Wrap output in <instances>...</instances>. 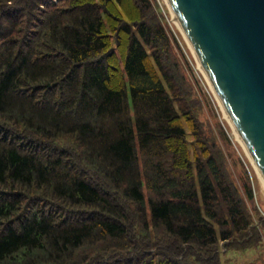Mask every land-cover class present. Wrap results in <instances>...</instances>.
<instances>
[{
    "label": "trees",
    "instance_id": "trees-1",
    "mask_svg": "<svg viewBox=\"0 0 264 264\" xmlns=\"http://www.w3.org/2000/svg\"><path fill=\"white\" fill-rule=\"evenodd\" d=\"M168 17L156 0H0V264H233L261 244Z\"/></svg>",
    "mask_w": 264,
    "mask_h": 264
},
{
    "label": "water",
    "instance_id": "water-1",
    "mask_svg": "<svg viewBox=\"0 0 264 264\" xmlns=\"http://www.w3.org/2000/svg\"><path fill=\"white\" fill-rule=\"evenodd\" d=\"M264 178V0H166Z\"/></svg>",
    "mask_w": 264,
    "mask_h": 264
},
{
    "label": "rangeland",
    "instance_id": "rangeland-1",
    "mask_svg": "<svg viewBox=\"0 0 264 264\" xmlns=\"http://www.w3.org/2000/svg\"><path fill=\"white\" fill-rule=\"evenodd\" d=\"M159 1H163L162 4L164 3L169 8L168 2L166 0ZM169 20L171 24L168 23V25L173 29L175 28L179 33L178 35L180 39L184 41L188 55L192 59L191 62L190 58L188 57L190 66L192 67V75L196 79L194 82L196 84L197 90L200 92L205 101L206 108H204V112L211 120L221 121L227 130L228 136L231 139V146L228 150H231V152L228 154V159L232 163L233 172L235 173V175L243 174L244 171L246 172L253 191V204L264 214V180L255 168L238 135L235 133L233 126L231 125L226 113L224 112L222 104L217 98L210 85L209 80L198 64L193 51L191 50L188 42L182 34L179 22L172 17H170ZM228 256L231 257L233 264H242L244 262H249L250 264H264V232L262 233L261 244L257 248L247 250L245 252L229 253ZM225 257L226 255L224 256V258Z\"/></svg>",
    "mask_w": 264,
    "mask_h": 264
},
{
    "label": "bare ground",
    "instance_id": "bare-ground-1",
    "mask_svg": "<svg viewBox=\"0 0 264 264\" xmlns=\"http://www.w3.org/2000/svg\"><path fill=\"white\" fill-rule=\"evenodd\" d=\"M263 178V177H262ZM263 180H264V178H263Z\"/></svg>",
    "mask_w": 264,
    "mask_h": 264
}]
</instances>
